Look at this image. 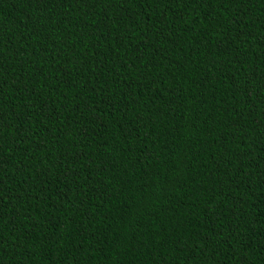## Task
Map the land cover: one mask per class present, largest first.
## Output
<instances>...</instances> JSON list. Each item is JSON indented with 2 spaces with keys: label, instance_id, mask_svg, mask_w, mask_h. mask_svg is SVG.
I'll list each match as a JSON object with an SVG mask.
<instances>
[{
  "label": "trees",
  "instance_id": "obj_1",
  "mask_svg": "<svg viewBox=\"0 0 264 264\" xmlns=\"http://www.w3.org/2000/svg\"><path fill=\"white\" fill-rule=\"evenodd\" d=\"M0 264H264V0H0Z\"/></svg>",
  "mask_w": 264,
  "mask_h": 264
},
{
  "label": "snow or ice",
  "instance_id": "obj_2",
  "mask_svg": "<svg viewBox=\"0 0 264 264\" xmlns=\"http://www.w3.org/2000/svg\"><path fill=\"white\" fill-rule=\"evenodd\" d=\"M38 2H39V0H38Z\"/></svg>",
  "mask_w": 264,
  "mask_h": 264
}]
</instances>
